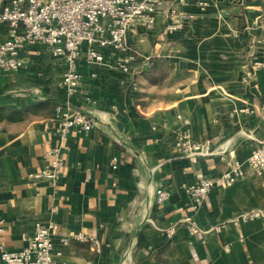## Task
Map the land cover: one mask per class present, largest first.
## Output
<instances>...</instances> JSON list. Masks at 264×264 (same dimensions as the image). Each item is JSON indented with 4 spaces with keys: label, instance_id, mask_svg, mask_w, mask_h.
I'll return each instance as SVG.
<instances>
[{
    "label": "crops",
    "instance_id": "1",
    "mask_svg": "<svg viewBox=\"0 0 264 264\" xmlns=\"http://www.w3.org/2000/svg\"><path fill=\"white\" fill-rule=\"evenodd\" d=\"M178 7L187 16L180 31L166 33L161 13L156 28H135L126 53L105 50L102 65L78 60L81 84L71 101L97 122L90 132L60 134L53 116L67 97L65 65L46 46L25 44V66L0 75L6 248H24L37 222H54L57 242L84 237L57 245V264H264V172L245 167L242 180L216 185L199 206L187 193L264 142V0ZM8 39L0 25V42ZM128 56L135 61L124 72L116 65ZM158 60L168 74L154 84L147 75ZM186 136L211 141L214 155L178 153ZM55 149L64 162L58 182L32 179ZM161 188L170 198L159 206ZM253 211L260 215L242 219Z\"/></svg>",
    "mask_w": 264,
    "mask_h": 264
},
{
    "label": "built area",
    "instance_id": "2",
    "mask_svg": "<svg viewBox=\"0 0 264 264\" xmlns=\"http://www.w3.org/2000/svg\"><path fill=\"white\" fill-rule=\"evenodd\" d=\"M169 0H0V25L9 31V39L0 42V75L18 72L24 66L20 52L27 43H38L46 46L54 58L63 60L65 72L62 86L67 92L64 101L55 107L54 122L63 137L71 131L90 132L97 122L86 111L72 104L81 84L78 71V60L85 57L91 65H102L104 51L112 50L126 53L128 37L139 25L152 30L159 25V15H164V31L176 33L186 22V15L179 10L178 4ZM135 57L128 56L116 66L124 72H130V65ZM256 67L263 64L256 62ZM137 90V84L132 85ZM253 112V111H251ZM176 150L187 158L213 156L215 150L211 141L192 142L188 136L176 143ZM54 158L47 168L31 175L32 179L47 182H58L63 168L59 149L50 153ZM118 160L113 161L116 166ZM245 167L264 172V142L245 160L233 159L220 174L202 178L198 184L187 189L195 205L199 206L218 184L231 186L245 176ZM170 198V192L159 189L156 192V203L161 206ZM259 212L246 213L242 219L258 217ZM189 220V219H187ZM172 231V229H171ZM196 227L191 228L196 233ZM3 226L0 220V264H57V245L68 246L72 239L84 240L82 234L61 236L59 227L54 222L35 224L34 234L27 245L20 250H10L2 243Z\"/></svg>",
    "mask_w": 264,
    "mask_h": 264
},
{
    "label": "rangeland",
    "instance_id": "3",
    "mask_svg": "<svg viewBox=\"0 0 264 264\" xmlns=\"http://www.w3.org/2000/svg\"><path fill=\"white\" fill-rule=\"evenodd\" d=\"M151 68L153 69V72L147 75L149 82L157 84L167 77V66L164 62L158 60L153 64V66H151Z\"/></svg>",
    "mask_w": 264,
    "mask_h": 264
}]
</instances>
